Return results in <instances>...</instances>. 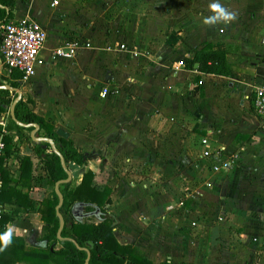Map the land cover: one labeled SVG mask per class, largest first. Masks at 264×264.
Returning <instances> with one entry per match:
<instances>
[{
  "label": "crops",
  "instance_id": "crops-1",
  "mask_svg": "<svg viewBox=\"0 0 264 264\" xmlns=\"http://www.w3.org/2000/svg\"><path fill=\"white\" fill-rule=\"evenodd\" d=\"M14 2L13 20L33 19L46 42L31 81L16 72L7 78L0 61V84L35 95V108L22 91L21 100L90 155L82 167L69 166L71 188L92 172L97 189H111L105 210L118 243L155 264H264V120L253 109L264 78V0H220L236 20L216 26L204 24L212 0ZM75 38L91 48L71 60L52 58ZM201 50L218 53L214 73L186 67ZM179 60L185 66L175 72ZM102 89L115 94L102 98ZM9 120L4 142L12 153L3 167L18 181L19 159H31L32 206L0 202V217L27 247H45L40 204L54 187L42 184L34 143L24 141L30 132L9 129ZM188 135L199 154L192 175L184 165L194 154ZM204 139L212 157L202 156Z\"/></svg>",
  "mask_w": 264,
  "mask_h": 264
},
{
  "label": "trees",
  "instance_id": "trees-1",
  "mask_svg": "<svg viewBox=\"0 0 264 264\" xmlns=\"http://www.w3.org/2000/svg\"><path fill=\"white\" fill-rule=\"evenodd\" d=\"M15 10L14 0H0V26L13 20ZM1 42V35H0ZM220 54V53H219ZM222 55V54H220ZM219 56L216 52L201 50L190 59H185L186 67L193 69L194 65H200L199 70L205 73H214L213 57ZM212 64V65H211ZM16 76H12L15 78ZM9 84L17 88L19 85L15 82ZM15 95L10 96L7 91H0V102L2 105L10 106ZM29 101L21 100L15 107V117L24 124H38L42 136L51 138L59 152L62 154L67 168L71 164L82 167L90 160V155L79 152L70 139L60 138L54 131L53 124L45 121L42 117L36 115L28 106ZM0 112H6L0 107ZM9 129H15L20 132L31 129L17 127L9 120ZM39 136V134H37ZM25 143L31 144L32 141L27 135ZM34 154L39 159L41 166V180L46 185H54L66 179L60 160L49 148L44 150L41 145L32 144ZM12 153L10 139H5V155L0 159V179L2 187L0 190V202L13 203L20 208H30L32 201L29 197L33 177V163L29 157H21L20 160V179L15 181L9 177L8 172L4 170V163ZM94 175L87 172L83 175L81 183L71 188V184L62 185L60 190L64 197L63 206L60 209L65 220V226L62 231V237L74 239L80 248L90 250V260L88 264H155L144 258L142 252L132 246H123L115 238V218L108 214L105 206L109 205L111 200V189L105 187L103 190L97 189L93 185ZM84 203V213L94 211V206L101 210L100 220L88 218L82 222L76 221L71 215V210L76 204ZM58 204V198L54 191L49 197L43 199L40 204L41 220L44 223L42 228L41 242L45 247H27L24 240L19 237H13V243L3 251H0V264H85L86 253L78 250L72 243L65 242L61 244L56 233L59 221L56 217L55 207ZM9 222L6 216L0 217V232L5 231ZM89 243L92 247L89 248ZM159 264H169L163 262Z\"/></svg>",
  "mask_w": 264,
  "mask_h": 264
},
{
  "label": "built area",
  "instance_id": "built-area-1",
  "mask_svg": "<svg viewBox=\"0 0 264 264\" xmlns=\"http://www.w3.org/2000/svg\"><path fill=\"white\" fill-rule=\"evenodd\" d=\"M0 61L4 70L7 71V78H10L14 72L20 75L19 81L28 82L36 74V67L42 64L40 53L46 42L45 32L31 18L21 20H11L0 26ZM91 42L86 39H69L57 47L53 53V59H73L80 50L90 49ZM120 50H126L125 45H120ZM136 56V54H134ZM184 60H179L173 66L175 72L184 68ZM111 91L102 89L100 96L107 97ZM255 114L264 120V78L261 84L256 88L253 102ZM6 114L0 119V156L4 154L7 117ZM202 156L212 157L214 155L209 150V143L206 139L201 141ZM218 153H216L217 155ZM230 163L223 165V168L230 167ZM4 208H0V215H4Z\"/></svg>",
  "mask_w": 264,
  "mask_h": 264
},
{
  "label": "water",
  "instance_id": "water-1",
  "mask_svg": "<svg viewBox=\"0 0 264 264\" xmlns=\"http://www.w3.org/2000/svg\"><path fill=\"white\" fill-rule=\"evenodd\" d=\"M0 91H7L9 93H15L16 94L15 99L13 100V102L11 103V105L9 107L5 106V105L2 106L4 109H8L9 117H10L11 121L17 127H20V128L26 129V130L31 129V131L29 133V137H30L31 141L34 144H37V145L43 144L41 147L44 150L49 148L55 155L58 156V158L60 160L61 167H62L63 171L66 174V179L61 180V181L57 182L54 185V193L56 194V196L58 198V204L55 207V212H56V217H57V219L59 221V226H58V230H57V233H56V237H57L58 241L61 244L65 243V242H69V243H72L78 250L84 251L86 253V255H87L86 260H85V264H88L89 260H90V250L87 249V248H80L78 246L77 242L74 239H72V238H64V237H62V231H63L64 226H65V220H64L62 214L60 213V209H61V207L63 206V203H64V197H63V194H62L60 188H61L62 185L69 184L72 181V174L68 170L62 154L59 152V150L57 149L54 141L51 138H47L45 136H38L37 135L40 132V127H39L38 124H34V123L24 124V123H21L20 121H18L16 119V117H15V107H16L17 103L20 102L21 99H22L21 91L18 88H14V87H12L10 85H7V84H0ZM56 134L62 139H65V140L69 139L68 133H66L62 129H57L56 130ZM85 206H86V204L80 203V204H76L72 208L71 215H72L73 219H75L76 221H79V222H82L83 220L88 219V218H94L96 220H100L101 219L102 213H101V210L98 207L94 206L93 207L94 208L93 212L84 213L83 212V208ZM91 247H92V244L89 243V248H91Z\"/></svg>",
  "mask_w": 264,
  "mask_h": 264
},
{
  "label": "clouds",
  "instance_id": "clouds-1",
  "mask_svg": "<svg viewBox=\"0 0 264 264\" xmlns=\"http://www.w3.org/2000/svg\"><path fill=\"white\" fill-rule=\"evenodd\" d=\"M209 10L211 14L205 17V25H228L236 20V13L224 7L220 0H212ZM14 231H16L15 226H9L5 231L0 232V251H3L13 243Z\"/></svg>",
  "mask_w": 264,
  "mask_h": 264
},
{
  "label": "rangeland",
  "instance_id": "rangeland-1",
  "mask_svg": "<svg viewBox=\"0 0 264 264\" xmlns=\"http://www.w3.org/2000/svg\"><path fill=\"white\" fill-rule=\"evenodd\" d=\"M4 73H3V71H1L0 72V78L2 77V75H3ZM27 86V89H32V84L30 83L29 85H26ZM21 87H22V85H21ZM20 87V88H21ZM22 93H23V97L27 100L29 97H32L33 98V100H34V104H33V106H34V108H35V106L36 105H38V100H36V98H35V95H31V94H29L28 92H25L24 91V87L22 88ZM191 133V132H190ZM186 141H188V142H191V144H192V147L190 148L191 149V152H193L194 154H193V156L192 155H189L188 156V159L190 160V163H188L187 161L185 162V166H186V170L187 171H189V173L192 175V172H196V157L199 159V154H198V152H197V149H196V136H192V135H188L187 136V138H186ZM194 147H195V149H194ZM181 166H183L182 164H180ZM192 165H194L195 166V168H193V167H191ZM199 165L200 166H204L201 162H199ZM195 179V178H194ZM186 181V180H185ZM196 183V182H195ZM184 187H185V185H184ZM185 189H187V188H185ZM187 191H189L190 192V190L189 189H187Z\"/></svg>",
  "mask_w": 264,
  "mask_h": 264
}]
</instances>
